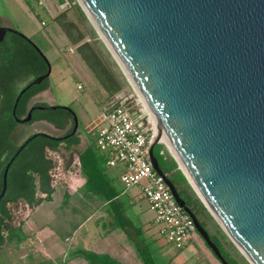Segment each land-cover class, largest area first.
I'll list each match as a JSON object with an SVG mask.
<instances>
[{"label": "water", "instance_id": "water-1", "mask_svg": "<svg viewBox=\"0 0 264 264\" xmlns=\"http://www.w3.org/2000/svg\"><path fill=\"white\" fill-rule=\"evenodd\" d=\"M78 2L204 207L249 264H264V0ZM10 31L0 26V41ZM49 75L48 64L31 85ZM30 120L31 112L19 122ZM77 128L73 114L71 135ZM159 143L148 149L153 170L218 262L229 264L159 167Z\"/></svg>", "mask_w": 264, "mask_h": 264}, {"label": "trees", "instance_id": "trees-1", "mask_svg": "<svg viewBox=\"0 0 264 264\" xmlns=\"http://www.w3.org/2000/svg\"><path fill=\"white\" fill-rule=\"evenodd\" d=\"M53 22L63 32L70 45L75 47L80 59L106 93L107 98L104 102L120 93L123 83L99 52L84 41L85 35L77 24L69 21L65 12L53 19ZM47 70V60L27 37L14 29L5 34L0 41V195L3 189L4 170L14 159L7 172L6 190L0 198V249L12 240L17 243L23 241L22 224L35 207L43 201L51 200L54 187L60 180L57 173L60 151L68 152L80 142L78 136L71 135L72 129L62 137L36 133L28 137L35 135L28 143H26L28 138L20 144L14 140L18 125L22 124L19 120L26 118L29 112H31L29 124L47 122L63 129L71 123L73 128V112L69 108L50 107L46 104L29 107L30 100L48 87V79L38 85H31V82L44 75ZM32 107L42 109H31ZM162 148L157 144L153 149L159 167L205 228V224L200 220V215L205 214V208L194 196L185 177L177 169L175 161L161 153ZM17 152L19 154L14 157ZM78 160L85 178V191L99 196L104 202L112 203L119 210L121 204L116 200L118 192L112 187L111 180L106 175L105 158L96 151L94 142L79 154ZM119 213L118 211V215ZM210 238L229 264H238L229 258L218 241L211 236ZM136 249L142 264H155L147 245L143 247L138 245ZM80 255L87 264H115L107 256L85 251L80 252Z\"/></svg>", "mask_w": 264, "mask_h": 264}, {"label": "crops", "instance_id": "crops-1", "mask_svg": "<svg viewBox=\"0 0 264 264\" xmlns=\"http://www.w3.org/2000/svg\"><path fill=\"white\" fill-rule=\"evenodd\" d=\"M27 1L31 2L29 8L39 22L43 23L41 14L51 21L54 19V5L50 0ZM35 1L37 5H41L42 11L35 7ZM52 23L60 30L56 23ZM61 33V37L56 35V40L60 44L64 43L70 53L79 57L75 48ZM80 62L87 68L81 59ZM69 66L72 67L70 64ZM80 81L82 82L77 80L78 84H82ZM94 81L104 95V101L106 93L95 78ZM101 104L102 100L98 102V108ZM79 140V144L70 151H60L67 156L61 157L63 161L60 159V180L54 187L51 200L43 201L35 207L24 221L21 226L23 241L17 243L12 240L0 249V264L8 263L9 260L10 264H87L80 255L82 251L107 256L115 264H142L136 249L138 245L148 246L155 264L158 260L162 264L169 255L172 256L170 264H220L211 257L210 251L203 246L204 243L196 239L183 250L177 251L173 247L168 249L170 245L155 234L154 219L146 216L139 207L140 200H143L140 192L133 197L122 198V192L114 183L119 176L118 169H110L105 164L106 175L118 192L116 200L121 204L119 210L112 203L102 201L99 196L87 193L78 157L94 142V138L88 145L83 144L81 137ZM79 198L93 200L88 199L90 204L85 205ZM118 211L122 218H119ZM85 212L89 213L83 217L82 213Z\"/></svg>", "mask_w": 264, "mask_h": 264}, {"label": "rangeland", "instance_id": "rangeland-1", "mask_svg": "<svg viewBox=\"0 0 264 264\" xmlns=\"http://www.w3.org/2000/svg\"><path fill=\"white\" fill-rule=\"evenodd\" d=\"M50 1L54 5V19L61 13L65 12L67 19L69 21H74L85 35L84 41L91 44L99 52L103 60L108 63V65H110L116 77L123 83V89L120 93L124 94L125 96H131L133 99H135L121 77L106 58L86 15L78 3V0H69L72 5L67 9L59 8L61 1H58L57 6L56 0ZM29 5H31V2L27 0H0V26L14 29L23 36L27 37L43 54L50 66V75L47 78V89L43 93L33 97L29 102V107L37 104H46L50 107L59 106L69 108L73 112L78 122V128L75 135L79 138L81 137L84 145H88L93 141L91 130L98 123L97 120L100 112V108H98V102L101 100L102 103L104 102V95L102 94L100 88L95 84L92 74L80 62L79 57L76 54L74 55L70 53V50H68V47H66L64 43L60 44L59 41L56 40V35L61 37L62 31L55 27V25L52 23L53 20L51 21L48 17L41 14L42 16L40 17L43 19V23L39 22L37 16L33 15L32 11L30 10ZM34 5L39 9V11H42L41 5H37L36 1L34 2ZM69 64L72 67H70ZM78 79L82 80V82L80 81L82 84H78ZM77 86H81V89H78ZM70 129H72L71 123H69L63 129L57 128L47 122H35L30 124L22 123L18 125L17 131L14 135V140L17 144H20L29 136L36 133H44L53 137H62ZM159 144L163 147L161 153L164 154L166 158H172L174 160V156L167 145L165 143ZM58 156V161L60 162V159L63 161L61 157L67 155H63L60 152V155ZM59 162H57V165L60 164ZM177 169L182 173L180 168H178V165ZM60 171L59 165L57 169L58 176ZM114 183L115 186L122 192L123 199L133 197L135 194H139L138 187L126 189L120 183L119 178H116ZM187 184L189 185L194 196L200 201L198 195L195 193L191 185L188 182ZM79 199L85 205L90 204L88 203L89 200H93L91 198H88L89 200L87 198ZM145 202V200H140L139 207L146 216L154 219L153 213H150ZM200 203L202 204L201 201ZM202 206L204 207L203 204ZM88 213L89 212L82 213V216L86 217ZM200 220L205 224V228L209 232L210 236L220 243L222 249L228 254L230 259L235 260L238 264H249V262L227 237L217 221L212 217L206 208L205 214L200 215ZM193 239H196L202 244L204 243L196 232L193 235ZM204 245L205 244H203V246ZM172 247L173 246L170 245L167 248L169 249ZM204 247L205 249L207 248L206 245ZM206 250L208 252L210 251L208 248ZM209 254L214 260L216 259L213 257L214 255L211 251ZM171 257L172 256L169 255L166 260H163L162 264H170ZM9 262H5V264H10ZM159 262L160 261L158 260L157 264H160ZM215 262H218L217 259Z\"/></svg>", "mask_w": 264, "mask_h": 264}, {"label": "built area", "instance_id": "built-area-1", "mask_svg": "<svg viewBox=\"0 0 264 264\" xmlns=\"http://www.w3.org/2000/svg\"><path fill=\"white\" fill-rule=\"evenodd\" d=\"M59 8H70L69 0ZM81 89V86H78ZM98 123L92 128L96 151L110 169L119 170L124 188L138 187L141 198L154 215L157 237L183 250L196 232L191 217L176 203L163 179L153 170L148 149L154 140L153 123L131 96L118 93L100 106Z\"/></svg>", "mask_w": 264, "mask_h": 264}, {"label": "bare ground", "instance_id": "bare-ground-1", "mask_svg": "<svg viewBox=\"0 0 264 264\" xmlns=\"http://www.w3.org/2000/svg\"><path fill=\"white\" fill-rule=\"evenodd\" d=\"M79 3V2H78ZM151 121V120H150ZM153 133H154V139L158 138V140L160 141V143H165L164 140L162 139V137L160 136V134L158 133V131L156 130L155 126L153 125ZM242 254V253H241ZM243 255V254H242ZM244 256V255H243Z\"/></svg>", "mask_w": 264, "mask_h": 264}, {"label": "flooded vegetation", "instance_id": "flooded-vegetation-1", "mask_svg": "<svg viewBox=\"0 0 264 264\" xmlns=\"http://www.w3.org/2000/svg\"><path fill=\"white\" fill-rule=\"evenodd\" d=\"M68 132V131H67Z\"/></svg>", "mask_w": 264, "mask_h": 264}]
</instances>
